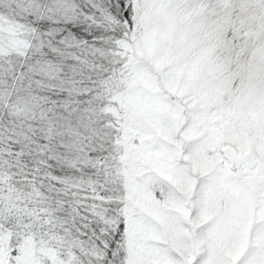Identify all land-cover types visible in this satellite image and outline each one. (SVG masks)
<instances>
[{"label": "snow or ice", "instance_id": "obj_1", "mask_svg": "<svg viewBox=\"0 0 264 264\" xmlns=\"http://www.w3.org/2000/svg\"><path fill=\"white\" fill-rule=\"evenodd\" d=\"M0 264H264V0H0Z\"/></svg>", "mask_w": 264, "mask_h": 264}]
</instances>
